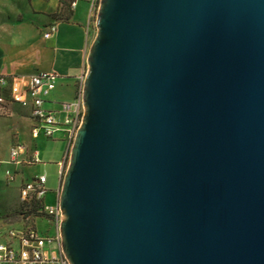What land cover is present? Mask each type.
I'll return each mask as SVG.
<instances>
[{
  "label": "water",
  "instance_id": "95a60500",
  "mask_svg": "<svg viewBox=\"0 0 264 264\" xmlns=\"http://www.w3.org/2000/svg\"><path fill=\"white\" fill-rule=\"evenodd\" d=\"M100 5L68 262L264 264V0Z\"/></svg>",
  "mask_w": 264,
  "mask_h": 264
},
{
  "label": "built area",
  "instance_id": "2783aa9c",
  "mask_svg": "<svg viewBox=\"0 0 264 264\" xmlns=\"http://www.w3.org/2000/svg\"><path fill=\"white\" fill-rule=\"evenodd\" d=\"M100 1V0H99ZM77 2L71 4L75 9ZM58 31L57 24L48 26L44 37L49 39ZM86 76V75H85ZM85 76L82 82L85 81ZM60 75L55 71L39 72L31 76L0 75V114L10 113L16 107L28 111L33 121V137L45 135L47 138L62 132L68 144H72L81 129L84 107L83 88L80 95L72 102H60L59 109H47L51 93L57 88ZM61 116V117H60ZM39 152L29 151L21 144L11 147L7 161H0V174L4 173L7 180H16L18 170L3 169V164L17 167L40 164ZM48 175L41 174L24 181L20 187V198L24 205V217L19 227L0 226V264H70L64 255L61 240L63 215L60 205V191L56 202L48 204ZM37 219L48 220L56 229L54 236L42 235L37 223L30 222L31 215ZM49 245H52L49 247ZM55 245V247H53Z\"/></svg>",
  "mask_w": 264,
  "mask_h": 264
},
{
  "label": "crops",
  "instance_id": "0c3cea01",
  "mask_svg": "<svg viewBox=\"0 0 264 264\" xmlns=\"http://www.w3.org/2000/svg\"><path fill=\"white\" fill-rule=\"evenodd\" d=\"M29 1L34 15L29 13L27 17L21 12L8 14L0 25V75L31 76L39 72H57L61 77L59 85L51 93L48 103L53 109H59L58 103L72 102L82 92V78L87 74L88 57L94 42L99 0H65L66 3L62 0ZM74 2H77V6L72 9L71 4ZM55 14L62 16L56 17ZM53 23L57 24L58 31L47 39L44 37L45 31ZM26 27L34 33V40L42 42L43 47L32 44L34 40ZM46 58L49 60L48 66ZM61 80L66 83L60 85ZM67 152L68 145L61 158L55 157L51 163L57 168L58 185L53 187L48 180L50 192L46 197L47 203L49 195L56 202L65 171ZM20 170L22 183L30 179L27 173L29 167L23 166Z\"/></svg>",
  "mask_w": 264,
  "mask_h": 264
},
{
  "label": "rangeland",
  "instance_id": "374dc122",
  "mask_svg": "<svg viewBox=\"0 0 264 264\" xmlns=\"http://www.w3.org/2000/svg\"><path fill=\"white\" fill-rule=\"evenodd\" d=\"M101 0L98 3V9L96 14V21L98 19V13L100 9ZM21 12L25 16L34 15L30 9L29 0H0V25L3 24L4 18L8 14H16ZM97 23V22H96ZM28 27V26H27ZM31 33L32 39L34 40V33L30 29H27ZM94 40L97 38V27H95ZM44 39V38H43ZM34 40L32 44L43 47L42 42ZM45 41V39H44ZM46 66H48V58H46ZM88 72V70H87ZM66 81L61 80V84H65ZM59 85V84H58ZM47 109H53L52 105L46 104ZM23 111V112H22ZM29 114L25 109L16 107L14 111L8 112L6 114H0V161H7L10 156V150L16 143H21L25 145L29 151H38L40 154L41 163L34 166H24L29 167L27 173L28 178H33L34 176L41 174H48L49 181L53 187L58 185V178L56 177V167L52 161L55 157H60L67 152L66 166L64 171V176L70 166L71 153L74 142L72 144H67L64 134L57 133L54 138H47L45 135H41L39 138H34L32 133L33 121L28 116ZM31 120H30V119ZM49 162V163H48ZM3 169L11 168V170H18V175L16 180L10 182L6 179L5 174H0V226L10 225L14 227H19L21 221L24 217V205L20 198V187L22 185V179L19 177L20 168L16 165L3 164ZM63 181V179H62ZM62 184V183H61ZM61 195V191H60ZM54 202L53 196H48V203L52 205ZM55 203V202H54ZM33 224L37 223L39 232L44 236H54L56 229L48 220L44 218L37 219L36 214H30ZM52 245H49L51 247ZM55 247V245L53 246Z\"/></svg>",
  "mask_w": 264,
  "mask_h": 264
},
{
  "label": "trees",
  "instance_id": "16d2710c",
  "mask_svg": "<svg viewBox=\"0 0 264 264\" xmlns=\"http://www.w3.org/2000/svg\"><path fill=\"white\" fill-rule=\"evenodd\" d=\"M62 1H63V3H64V2L66 3L65 0H62ZM98 3H99V1H98ZM98 3H97V8H98ZM55 16H56V17H61L62 15H61V14H55Z\"/></svg>",
  "mask_w": 264,
  "mask_h": 264
}]
</instances>
